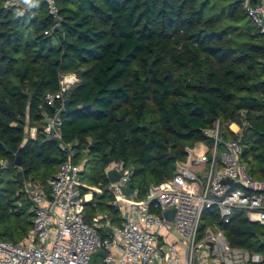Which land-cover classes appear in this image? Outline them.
Listing matches in <instances>:
<instances>
[{
    "label": "trees",
    "instance_id": "obj_1",
    "mask_svg": "<svg viewBox=\"0 0 264 264\" xmlns=\"http://www.w3.org/2000/svg\"><path fill=\"white\" fill-rule=\"evenodd\" d=\"M6 1L0 0V159L9 166L0 174V240L17 244L8 229H31L30 204L15 196L18 174L44 184L65 160L41 133L43 114L52 113L44 96L58 90L65 73L78 81L65 95L72 112L61 113L62 139L75 164L86 158L81 180L101 191L85 204L86 223L96 214L111 226L120 222L108 192V160L131 170L129 186L142 199L217 120L223 130L240 127V160L264 179V39L242 24L248 17L234 0L220 10L214 0H57L60 30L44 0H30L23 13ZM6 171L16 189L2 186ZM219 226L230 246L264 255V226L242 213Z\"/></svg>",
    "mask_w": 264,
    "mask_h": 264
},
{
    "label": "built area",
    "instance_id": "obj_2",
    "mask_svg": "<svg viewBox=\"0 0 264 264\" xmlns=\"http://www.w3.org/2000/svg\"><path fill=\"white\" fill-rule=\"evenodd\" d=\"M44 1L55 28L57 0ZM234 2L264 36V0ZM29 3L7 0L5 6H20L23 13ZM77 81L74 73L61 74L58 90L44 96V105L52 113L43 114L41 133L56 141L65 160L44 184L21 182L15 196L22 194L30 204L31 229L21 243L0 240V264H95L94 255L100 256L99 264H264L260 252L230 246L219 226L238 213L249 223L264 226V179L252 177L240 160L243 140L237 124L223 130L217 120L202 129L206 140L186 147L185 158L176 162L172 176L150 185L142 199L132 190L130 196L122 193L130 187L131 170L122 163H109L106 177L110 170L120 175L108 185L120 222L111 226L105 216L96 214L86 223L85 204L92 193L101 191L81 181L86 158L73 162V149L63 142L60 129L65 95ZM35 136L36 128H29V137ZM8 166V160L0 159V174ZM169 210L170 220L164 216ZM203 216L210 223L202 229ZM106 227L110 232L99 236L97 229Z\"/></svg>",
    "mask_w": 264,
    "mask_h": 264
},
{
    "label": "rangeland",
    "instance_id": "obj_3",
    "mask_svg": "<svg viewBox=\"0 0 264 264\" xmlns=\"http://www.w3.org/2000/svg\"><path fill=\"white\" fill-rule=\"evenodd\" d=\"M216 2V8L217 10H220L219 7L221 6H224L230 2H232V0H221V1H218V0H214ZM219 2V4H218ZM242 24L245 25L247 27V29L249 31H252L254 33H257L258 32V27L248 18H245L242 20ZM263 39H264V36H263ZM29 132V131H28ZM98 166L100 164H97ZM93 166L91 165L89 168H92ZM87 168L86 172H87V177H88V174L90 172V169ZM2 179H3V184L2 186H6L8 188H12V189H16L17 186L16 184L13 182L14 181V176H13V172L12 171H6V172H3L2 173ZM80 179H81V175H80ZM82 182H84L86 185H89L90 182L88 179L86 178H82L81 180ZM109 184V182H108ZM210 223L209 219H207L206 216H203L202 219H201V222H200V227L203 229L204 227L208 226ZM1 229V228H0ZM8 231L10 232L11 236H12V240L14 241H19L18 243H21L22 240L27 236L28 233H26L25 235H22V230L21 229H17V230H12V229H8ZM259 241L261 243L264 242V230H263V235L259 236ZM94 259H95V264H99V261H100V256L99 255H94Z\"/></svg>",
    "mask_w": 264,
    "mask_h": 264
},
{
    "label": "water",
    "instance_id": "obj_4",
    "mask_svg": "<svg viewBox=\"0 0 264 264\" xmlns=\"http://www.w3.org/2000/svg\"><path fill=\"white\" fill-rule=\"evenodd\" d=\"M57 30H60V27H57ZM64 112L66 114H70L72 112L68 100H65L64 101ZM111 162H112L111 160H108V164L111 163ZM14 166H16V167H19L20 166V155H19V153L16 155V158L14 160ZM18 175H19V181L22 182L23 181V178L21 177V174L19 173ZM130 178H131V174H130ZM119 179H120V175H119V173H117L116 170H110V171H108V173H107V180H108L109 183H115ZM225 183L231 184V181H225ZM122 193L125 196H130V194H131V188L130 187L123 188L122 189ZM171 214H172V211L169 210V211L165 212L164 216L166 217V219L170 220ZM105 231H107L109 233L110 232V229L108 227H106L105 228ZM99 254L101 256H103V257L105 256V253L102 252V251L99 252ZM90 264H92V261H90Z\"/></svg>",
    "mask_w": 264,
    "mask_h": 264
},
{
    "label": "crops",
    "instance_id": "obj_5",
    "mask_svg": "<svg viewBox=\"0 0 264 264\" xmlns=\"http://www.w3.org/2000/svg\"><path fill=\"white\" fill-rule=\"evenodd\" d=\"M99 215H102V214H99ZM103 216H105V215H103ZM106 223V221L104 220L103 222H101L100 224L101 225H104ZM104 234V233H103ZM104 236H105V234H104Z\"/></svg>",
    "mask_w": 264,
    "mask_h": 264
}]
</instances>
